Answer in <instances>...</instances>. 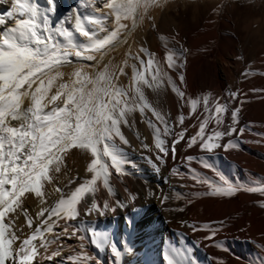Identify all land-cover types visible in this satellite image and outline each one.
<instances>
[{
	"label": "bare ground",
	"instance_id": "obj_1",
	"mask_svg": "<svg viewBox=\"0 0 264 264\" xmlns=\"http://www.w3.org/2000/svg\"><path fill=\"white\" fill-rule=\"evenodd\" d=\"M63 1L60 0V2ZM70 1L81 3L87 12L91 10V7L87 6L92 5L102 11L110 12V10L103 8V2L106 0L103 2L102 0ZM33 2L37 3L36 0ZM10 3L11 0H8V3L0 0V14L7 10ZM40 10L43 14L44 9L40 7ZM148 15L152 17L151 21L145 18L127 36L121 33L122 42L106 51L104 58L98 65H95L97 71L102 69L105 64L110 65L109 70L118 69L128 55L139 54L146 61L147 57L139 53L138 50L145 47L150 52L153 43L147 39V31L150 25H155L157 22L164 38L168 37L167 33L172 34L169 42H162L161 46L157 47L164 48L165 51L174 50L179 54L183 47L175 19L167 15V12H162L160 6L151 8ZM254 20L252 19L251 22L247 23L246 33L254 32L251 28ZM49 22H51V16H49ZM105 23L110 31L113 27L111 17ZM122 23L131 28L129 21H122ZM12 24V21H6V26L10 27ZM3 27L0 26V31H3ZM198 34L199 32L195 34L194 40L189 43L187 53L182 57L184 67L182 69L170 68L166 71L172 81L184 92L183 101L172 91L167 81L158 91L147 86L143 87L147 103L165 117L170 132L164 133V125L156 120L150 110L145 109L142 115L137 109L128 115V123L120 126V131L127 143L121 141L119 137H115V144L122 150L124 156H129L133 150L135 155L139 157L138 159L145 163H142L146 168L144 172L145 182L138 180V176L133 178L123 169L121 173H117L115 168H109L108 187H105L103 179H98L90 186V189L81 196L77 204L79 215L76 221H66L63 213H60L59 218L55 215L49 217L47 212L38 217L37 213H40L42 208L50 209L61 196L67 198L80 183L91 179L92 173L86 171L87 164L92 159L91 154L83 153L77 148L68 149L66 153L62 154L63 161L60 171L55 172L50 166L49 176L51 179L41 181L43 203L35 193H25L24 197H21L22 208L18 209L15 214L9 213L5 216L4 222L6 224L9 218L14 217L10 231H15L18 237L11 245V252L15 253V250L20 248V241L35 232L36 225L41 218H44V223L40 224L41 234L36 236L39 237L44 234L43 239L48 235L43 233V229L49 221H55L52 229L55 224L59 223L63 225L67 223L70 226L68 229H71V226L77 223L78 227L85 232L77 231L80 236H85L83 241L85 253L82 251L78 253L82 252L92 258L88 264H96V261L99 264H151V261L148 260L149 256L147 257L150 249L144 247L151 242V246L154 248L157 244L162 247L160 252L162 255L161 264H166L164 254L173 249L190 252L197 264H220L221 261L223 264H259L260 260L264 259V212H262L263 208L259 204V201H264V195L258 191L246 192L243 190L230 197H195L192 195L194 192L207 190L206 185L197 184L189 178L192 171L209 180L216 181L219 180L216 175L218 172L230 183L241 186L258 187L259 182L264 181V93L250 91L253 88L264 89V86L260 87L263 80L261 71L254 68L256 66L253 65L248 70L252 73L251 75L245 76L242 80H236L235 72L238 65L233 62L232 57L241 49L239 48L240 45H237V39L232 38V36L227 39L222 48H218L216 61L211 64H208L201 55L185 62V57H188L189 54L204 51L201 46L204 39ZM78 39L83 40L84 38L78 36ZM109 53V57L105 60ZM95 55L99 59V53ZM128 62L124 69L126 74L119 75L117 82L130 90L132 70L129 68ZM72 64L74 67L79 66L74 59ZM80 64L83 65L81 69H87V73L91 75L92 67L90 65L92 62L88 65L85 61H81ZM137 68L139 69L138 65ZM69 69L70 67L67 66L60 69L64 75L58 78V82L69 81L71 74ZM180 71L184 74L183 83H180L179 80ZM72 78L75 79V77ZM147 78L151 79L150 76ZM55 90L56 87L53 86L50 89V94L54 93ZM205 92L211 93V96L220 97L221 101L228 104L229 109L239 104L241 111L238 126L243 127L245 131L240 133L237 130L231 137L238 144L237 148L225 150L223 147H218L209 153L199 148V139L191 147H188V137L195 135L199 128V122L204 118V112L201 100L196 109L189 115L186 101L189 97L195 98ZM229 92H238L239 98L230 100L228 98ZM181 114L184 116L183 124L177 122V117ZM222 119L221 131L225 130L231 122L230 111L224 112ZM150 120L159 129V138L169 148L167 155L160 153L155 146L154 129L148 123ZM213 128L214 122L210 121L205 132L210 133ZM181 130H184V137L176 145L175 157H173L171 152L172 141L175 134ZM228 139L229 137L225 136L217 142L222 145ZM157 156L161 157L163 163L157 159ZM188 156L194 157V159L188 161L185 159ZM201 158L212 164L215 172L210 168L203 167ZM105 162L111 163L107 160ZM122 166L125 167V164L122 163ZM173 169L176 170L175 173ZM93 199L101 208L106 201L116 210L114 212L106 211L104 215H99L95 211L86 214V209L91 206ZM188 199L191 200V203L188 202ZM119 202H123L124 206L118 207ZM140 203L143 206L141 211L139 210ZM23 209H27L29 213L31 227L23 215ZM148 217L154 220V224L147 222ZM219 221H224L222 230L212 240L204 239L208 235V231L200 225ZM147 223L148 225L153 224L155 230H147L145 228ZM135 224L143 231L141 238ZM193 224L197 226L195 232L189 227ZM93 232L98 234L102 241L100 247L91 243L90 234ZM143 241L148 243H143ZM34 242L33 240L32 244ZM217 243L220 245L219 247L216 246ZM113 246L119 253L118 256L112 252ZM35 250H38L37 247ZM22 254L24 253L22 252ZM9 256L3 264H6ZM15 262L14 264L19 263L16 260Z\"/></svg>",
	"mask_w": 264,
	"mask_h": 264
},
{
	"label": "snow or ice",
	"instance_id": "obj_2",
	"mask_svg": "<svg viewBox=\"0 0 264 264\" xmlns=\"http://www.w3.org/2000/svg\"><path fill=\"white\" fill-rule=\"evenodd\" d=\"M3 2L8 3V0ZM164 2L165 0H106L103 2V8L110 12L102 11L94 5L87 6L91 7V10L86 14H81L78 9L73 10L55 27L49 22V14L55 12V0H46L47 7L43 14L33 0H11L7 10L0 14V26H4L3 31H0V264H3L9 255H12L19 264H28L35 255V248L31 242L41 233L40 224L44 223V218L36 225L35 232L20 241V248L16 249L15 253L10 251L11 245L18 239L15 231H10L14 217L9 218L7 224L4 218L22 208L21 197H24L25 193H35L43 203L41 181L51 179L50 166L55 172L60 171L62 154L68 149L77 148L83 153L91 154L92 159L86 168V171L92 173L91 179L80 183L67 198L61 196L50 209L42 208L41 212L37 213L38 217L47 212L49 217L55 215L59 218L60 213H63L66 221H76L79 215L77 204L90 186L98 179H103L105 187H108L109 168H115L117 173L122 172L124 154L115 144V137L127 143L120 126L128 123L127 117L133 111L139 109L143 115L145 109L150 110L156 120L164 125V133L170 132L165 117L147 103L143 87L158 91L167 81L172 91L182 101L184 92L162 69L154 53L141 47L138 52L147 57L146 61L139 54L131 57L139 62L140 67L138 69L136 63L131 64L130 90L117 82L119 75L126 74L124 69L127 66V59L118 69L109 70V64H105L99 71L95 68L108 49L122 42L121 33L127 36L145 18L151 21L149 10L157 6L162 7ZM109 17L113 23L110 31L105 23ZM9 20L13 22L10 27L6 26V21ZM122 21H129L131 28ZM69 23L72 24L71 28L64 26ZM152 27L155 25L152 24ZM77 34L84 39H78ZM187 51L181 49L177 54L174 50H166L168 68L182 69L184 67L182 57ZM96 53H99V59ZM73 59L79 66L73 67ZM81 61L92 62L91 75L81 71L83 67ZM66 66L73 67L70 79L68 82H58V78L64 75L60 69ZM251 74L247 69L243 73L245 76ZM148 76L151 77L150 80ZM179 80L180 83L184 82L182 71L179 72ZM53 86L56 90L50 94ZM250 91L264 93V89L253 88ZM228 98L238 99V92H229ZM201 100L204 118L199 122L195 135L188 137V147L199 139V148L209 153L218 147L225 150L237 148L238 144L231 137L237 130L240 133L245 131L243 127L238 126L241 111L239 104L229 109L228 104L221 101L220 97H212L211 93L205 92L201 96L187 98L189 115ZM226 111H230L231 122L221 131L222 117ZM183 121L184 116L181 114L177 117V122L183 124ZM210 121L214 122V128L212 132L206 133L205 128ZM148 123L154 129L156 148L160 153L167 155L169 148L159 138V129L151 120ZM225 136L229 137L228 141L219 144L217 141ZM183 137L184 130L175 134L171 146L173 157L176 145ZM157 159L163 163L160 156H157ZM185 159L191 161L194 157L188 156ZM106 160L111 163H106ZM201 163L203 167L215 172L213 165L204 158H201ZM175 171L173 169L174 173ZM216 175L219 177L218 181L209 180L192 171L189 178L197 184L207 186L206 191L194 192L192 195L230 197L241 190L258 191L264 195V181L259 182L258 187L241 186L230 183L218 172ZM188 202L191 203V200L188 199ZM123 206V202L118 203V207ZM260 207L264 208V201L260 202ZM115 210L106 201L101 208L93 199L91 206L86 209V214L95 211L99 215H104L106 211ZM23 215L31 227L27 209H23ZM54 223L55 221H49L43 231H52ZM223 226L224 221L200 225L208 231V235L204 237L206 240H212ZM69 227L65 223L64 230L59 235H68ZM189 227L194 232L197 231L196 225ZM71 229V235H76L77 231L85 233L77 223L72 225ZM90 236L91 243L100 247L102 241L98 234L93 232ZM78 239L82 241L80 247L83 249L85 236L81 235ZM54 242L53 239L47 241L41 239V247L47 252L48 245ZM216 246L220 245L217 243ZM112 252L116 256L119 255L114 246ZM59 255L60 252L54 250L47 259ZM66 259L72 264H88L92 258L81 252L68 255ZM164 260L166 264H197L190 252L175 249L165 253ZM96 264L99 262L96 261ZM259 264H264V259H261Z\"/></svg>",
	"mask_w": 264,
	"mask_h": 264
},
{
	"label": "rangeland",
	"instance_id": "obj_3",
	"mask_svg": "<svg viewBox=\"0 0 264 264\" xmlns=\"http://www.w3.org/2000/svg\"><path fill=\"white\" fill-rule=\"evenodd\" d=\"M36 1L40 7L44 10L46 9V0ZM55 1L56 10L54 13L49 14V16H51L50 23L53 24V27H55L58 22L64 20L73 10L78 9L81 14L87 13L85 6L79 2L72 3L70 0H64L63 2H60V0ZM161 8L162 12H167V15L175 19L183 49L188 50L189 43L194 40L195 34L198 32V36L204 39L201 44L204 51L202 53L196 52L189 54L188 57H185V62L190 61L195 56L201 55L208 64H211L216 61L218 48H222V45L226 44L227 39L232 36V38L235 37L237 39V45H240L239 48L241 49L239 53L232 57L233 62L238 65L235 72L236 80H242L245 77V75H243L245 70H249L253 65L256 66L254 68L264 73V0H165ZM252 19H255V22L251 25L254 32L246 33V25L251 22L250 20ZM64 26L71 28L72 24L69 23ZM171 35V33H167L168 37L164 38L159 29L158 22L155 24V27L150 25L147 31V39L149 41L151 40L153 43L150 52L155 54L156 61L159 62L164 71L170 69L165 59L166 51L164 48H158L157 46H161L162 42H169L168 40ZM109 55L110 53L106 56L105 60ZM131 57L132 55L127 56L129 68H131L130 66L132 63H136L140 67L139 62L134 61ZM85 62L88 65L90 64L89 61ZM73 67L69 69L71 73L73 72ZM81 71L87 72V69H81ZM153 71H155V68H153ZM261 76L263 77L262 84H260L261 82L257 83L260 84V87H263L264 75ZM131 145H133L132 142ZM135 154L136 153L131 150L129 156L123 155V161L126 162H123L125 167L122 166V169L133 178H137L138 176L137 179L144 183L146 180L144 175L146 168L143 164L145 163L139 160V157ZM66 156L65 159L67 158ZM127 161L130 163L128 164ZM260 202L262 201H259V204ZM139 205V210L141 211L143 209L142 203ZM262 212H264V208ZM146 220L148 223L154 224V220L151 219V217H148ZM135 221V223H137V220ZM148 223L145 228L154 231V225H148ZM135 227L138 229L137 232H139V237L141 238L143 231H141L139 226L136 225ZM63 230L64 225L59 223L54 225L52 231L43 232L46 235L48 234L46 237L47 239H44L45 241L49 239L55 241L53 244L48 245L47 252L41 247V239H43L44 234L34 238L33 240L35 242L33 244L31 242V244L34 248L37 247L38 250H35V255L32 256L28 264H61V262H63V264H72V262L67 261V256L77 254L79 251L84 252L85 248L83 247V249H81L80 247L82 242L78 239L80 236L78 233H76V235H71V229H68V235H59ZM143 243L148 242L143 241ZM151 245L152 242L144 246L150 249L147 254V257L149 256L148 260L151 261V264H161V245L157 244L155 248ZM54 250L59 251L60 255L47 259ZM7 261H11L12 264L16 263L12 255L6 260V264Z\"/></svg>",
	"mask_w": 264,
	"mask_h": 264
}]
</instances>
